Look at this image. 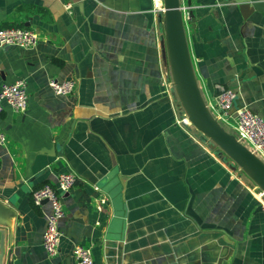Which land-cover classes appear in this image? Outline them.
<instances>
[{"label":"crops","instance_id":"crops-1","mask_svg":"<svg viewBox=\"0 0 264 264\" xmlns=\"http://www.w3.org/2000/svg\"><path fill=\"white\" fill-rule=\"evenodd\" d=\"M246 5L192 0L187 34L206 101L231 87L235 108L264 117V0ZM159 14L153 0H0V27L40 36L31 49L0 45V90L24 78L29 91L26 113H0V200L16 213L0 226L3 264H74L79 244L93 264H264L257 185L176 124ZM53 78L75 80V92L56 94ZM61 172L78 182L63 199L53 258L42 245L51 205H36L33 192ZM97 185L122 189L120 222Z\"/></svg>","mask_w":264,"mask_h":264},{"label":"built area","instance_id":"built-area-1","mask_svg":"<svg viewBox=\"0 0 264 264\" xmlns=\"http://www.w3.org/2000/svg\"><path fill=\"white\" fill-rule=\"evenodd\" d=\"M154 9L159 13L164 11V0H153ZM66 8L71 9V4ZM181 11L184 23L187 26L191 21V5L188 0H181ZM40 36L38 31L32 28L8 26L0 27V45L7 44L24 49L37 46ZM165 87L171 90L173 83L170 77L163 79ZM50 86L58 95H70L75 92L76 82L73 79H51ZM238 92L231 87H223L217 92L207 105L218 122L238 140L264 160V117L255 113L248 105L235 108ZM9 107L14 112L26 113L29 107L28 82L24 78L12 83H4L0 90V113ZM176 124L181 127L195 129L186 112L180 108L177 111ZM7 142V133L0 123V145ZM241 170V169H240ZM78 182L75 172H61L56 184L46 183L33 192V202L41 205L45 199L51 205V211L47 216L46 226L43 231L42 245L49 257H57L60 253V243L63 236L61 220L65 217L64 196L70 192ZM99 189V188H97ZM253 193L259 202L260 210L264 216V190L258 186ZM109 202L107 197L97 200V209L102 211ZM74 264H93V252L91 247L79 244L73 249Z\"/></svg>","mask_w":264,"mask_h":264},{"label":"water","instance_id":"water-1","mask_svg":"<svg viewBox=\"0 0 264 264\" xmlns=\"http://www.w3.org/2000/svg\"><path fill=\"white\" fill-rule=\"evenodd\" d=\"M235 1L243 4V6H247L246 4L250 3V0ZM188 3L191 5L192 0H188ZM195 18V14L191 11V22H193V25ZM159 22L163 31V57L166 66L169 67L171 72L173 83L171 93L174 101H177L179 106L186 112L189 120L198 131L201 141L216 147L224 153L260 189L264 190V160L238 140L233 133L227 131L214 117L207 105L191 55L187 28L181 11V0H164V11L159 14ZM97 186L113 200L116 217L120 222L124 218V214L121 211L122 189L111 192L109 187ZM43 203H48V200L45 199ZM15 215V210L0 200V226H9L10 218ZM1 234L0 264H3L5 231L1 230Z\"/></svg>","mask_w":264,"mask_h":264},{"label":"rangeland","instance_id":"rangeland-1","mask_svg":"<svg viewBox=\"0 0 264 264\" xmlns=\"http://www.w3.org/2000/svg\"><path fill=\"white\" fill-rule=\"evenodd\" d=\"M193 126H194V125H193ZM215 148H216V147H215ZM242 172H243V171H242ZM243 173H244V175H247L245 172H243ZM247 176H248V175H247ZM247 176H246V177H247ZM248 177H249V176H248Z\"/></svg>","mask_w":264,"mask_h":264}]
</instances>
